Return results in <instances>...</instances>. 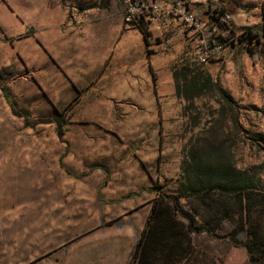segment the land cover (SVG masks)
<instances>
[{
    "label": "rangeland",
    "instance_id": "rangeland-1",
    "mask_svg": "<svg viewBox=\"0 0 264 264\" xmlns=\"http://www.w3.org/2000/svg\"><path fill=\"white\" fill-rule=\"evenodd\" d=\"M118 1L126 17V7ZM227 2L230 8H258L241 26L223 8L206 10L218 32L233 27L225 45L238 46L233 60L240 67L241 88L234 92L225 86L224 76H216L220 90L180 102L176 138L124 135L121 148L88 159H69L63 121L58 112L44 109L41 93L31 83L26 30L0 26V264H130L155 199L176 188L185 213L177 218L185 225L188 217L192 222L190 241L181 245L189 246L187 258L174 264H264V79L254 83L246 61L252 59L264 75V48L234 37L246 28L261 32L264 0ZM226 13L231 20L219 24ZM140 16L134 14L137 21ZM170 35L169 29L164 37ZM227 72L222 65L220 74ZM190 152L238 171L250 187L181 193L189 185ZM171 157L178 159L177 172L167 165ZM106 186L113 190L109 201L98 196ZM108 212L111 221L94 219Z\"/></svg>",
    "mask_w": 264,
    "mask_h": 264
},
{
    "label": "crops",
    "instance_id": "crops-1",
    "mask_svg": "<svg viewBox=\"0 0 264 264\" xmlns=\"http://www.w3.org/2000/svg\"><path fill=\"white\" fill-rule=\"evenodd\" d=\"M139 1L144 10L132 23L118 0L84 9L71 0H0V26L27 32L24 53L31 83L41 93L44 109L59 113L69 159L108 156L109 150L122 147L124 135H153L157 141L165 135L176 138L184 99L178 93L176 70L198 66L214 81L224 76L225 86L234 92L241 88L240 67L233 60L234 55L238 58V46L225 45L231 38L223 30L217 33L227 40L213 61L199 65L195 54L201 43L211 45L213 31L218 30L208 7L231 13L236 26L251 20L257 7L230 8L227 0H201L190 5L198 21L192 26L176 11L182 0ZM169 29L171 35L165 38ZM246 61L253 82L261 84V69L254 68L257 63L253 65L252 59ZM224 64L228 72L220 74ZM167 165L171 172L178 171L176 157ZM112 192L106 186L98 196L109 201ZM177 193L176 188L170 195ZM91 196L97 194L93 191ZM113 218L109 212L94 217L96 221Z\"/></svg>",
    "mask_w": 264,
    "mask_h": 264
},
{
    "label": "trees",
    "instance_id": "trees-1",
    "mask_svg": "<svg viewBox=\"0 0 264 264\" xmlns=\"http://www.w3.org/2000/svg\"><path fill=\"white\" fill-rule=\"evenodd\" d=\"M71 1L78 9H84L95 5H105L109 0H102L100 3L87 2L86 0ZM235 34L234 36H236ZM244 39L249 43L256 42L264 48V23L259 34H253L251 28H246L237 36L236 40L243 42ZM222 40L227 39L222 38ZM174 77L178 93L186 100L200 97L207 91L219 89L218 83L198 66L176 70ZM223 96L231 100L227 94L224 93ZM189 157L191 167L186 170L187 175L185 176L189 185L184 184L181 193L204 189L235 192L250 187V183L245 177L228 166L206 163L191 152ZM169 202L174 204V208ZM177 215L185 216L179 207L177 194H161L159 198L155 199L151 216L130 264H155V261L160 259H165V264H174L187 258L189 246L181 247V245L184 241H190L189 226L192 219L188 217V225H185L177 218Z\"/></svg>",
    "mask_w": 264,
    "mask_h": 264
},
{
    "label": "built area",
    "instance_id": "built-area-1",
    "mask_svg": "<svg viewBox=\"0 0 264 264\" xmlns=\"http://www.w3.org/2000/svg\"><path fill=\"white\" fill-rule=\"evenodd\" d=\"M123 4L126 7V20L130 21L132 23H135L137 19L134 18V14L136 12H139L141 14L144 10V6L141 5L142 1H136V0H121ZM201 0H182L181 3L178 5H175L176 11L183 16V20L190 24L195 25L197 24V18L196 15L192 12L190 9V5L192 3L200 2ZM74 7V6H73ZM229 20H231L230 14H224L219 17L218 23L219 24H226L229 23ZM218 25V24H217ZM233 27L230 25L227 26L225 30H223L224 33H231L233 30ZM243 32V30L236 31V35H240ZM211 45H206L204 43H201V45L198 47L196 54H195V61L199 65L206 64L211 61L213 57H215L216 52L220 49L221 41H220V34L217 33V29L215 28L212 34V38L210 39Z\"/></svg>",
    "mask_w": 264,
    "mask_h": 264
}]
</instances>
